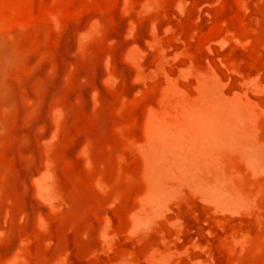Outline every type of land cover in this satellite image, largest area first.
Listing matches in <instances>:
<instances>
[{
  "label": "rangeland",
  "instance_id": "obj_1",
  "mask_svg": "<svg viewBox=\"0 0 264 264\" xmlns=\"http://www.w3.org/2000/svg\"><path fill=\"white\" fill-rule=\"evenodd\" d=\"M0 264H264V0H0Z\"/></svg>",
  "mask_w": 264,
  "mask_h": 264
}]
</instances>
